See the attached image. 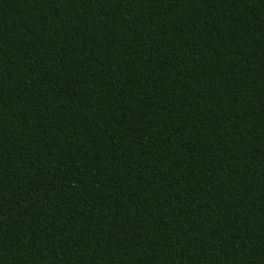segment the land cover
Wrapping results in <instances>:
<instances>
[{
    "label": "trees",
    "instance_id": "trees-1",
    "mask_svg": "<svg viewBox=\"0 0 264 264\" xmlns=\"http://www.w3.org/2000/svg\"><path fill=\"white\" fill-rule=\"evenodd\" d=\"M0 264H264V0H0Z\"/></svg>",
    "mask_w": 264,
    "mask_h": 264
}]
</instances>
